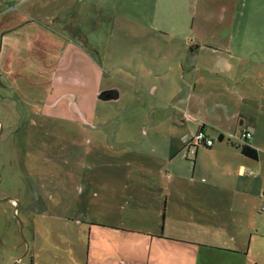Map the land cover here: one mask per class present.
<instances>
[{"label": "crops", "instance_id": "1", "mask_svg": "<svg viewBox=\"0 0 264 264\" xmlns=\"http://www.w3.org/2000/svg\"><path fill=\"white\" fill-rule=\"evenodd\" d=\"M184 3H190V17L188 10L179 14ZM259 3L260 9L251 11L250 0H152L139 9L141 18L154 13L148 16L152 25L142 29L166 38L150 45L141 38L130 58L102 71L123 83L124 97L159 99L166 105L164 117L138 111L144 119L120 123L115 152L90 164L79 161L117 181L73 188L79 207L69 216H81L75 220L81 249L70 252L73 264H258L251 257L264 254V222L254 223L264 196V0ZM189 19L195 34L206 29L224 34L226 41L220 45L198 34L185 38ZM187 45L198 58L184 56ZM204 107L244 113L240 121L252 133L249 144L258 149V158L242 154L241 142H223L219 132L221 142L201 153L197 149L192 166L184 164L178 151L198 127H206L198 119ZM71 112L69 125L92 140L86 129L93 123L75 121L79 114L86 118L85 109ZM103 138L99 148L111 149ZM55 257L48 253L49 264Z\"/></svg>", "mask_w": 264, "mask_h": 264}, {"label": "rangeland", "instance_id": "2", "mask_svg": "<svg viewBox=\"0 0 264 264\" xmlns=\"http://www.w3.org/2000/svg\"><path fill=\"white\" fill-rule=\"evenodd\" d=\"M259 2L250 0L249 10H259ZM189 4L184 3L179 14L188 10L190 17ZM149 5L152 0L134 3L138 11ZM138 11L132 0H0V264H49L48 253L56 255L55 264H73L70 252L81 249L75 223L81 216H69L79 207L73 188H99L117 181V176L87 166L115 152L122 120L144 119L138 111L153 119L164 117L166 105L159 99L124 97L123 83L102 71L107 64L130 58L141 38L149 45L166 38L143 30V25H152L148 16L154 13L141 18ZM156 19L165 27L163 18ZM184 24L187 39L198 34L220 45L226 41L224 34L206 29L195 34L190 19ZM186 47V58L199 57L198 51ZM72 60L76 63L69 65ZM73 107L85 109L86 118L79 114L75 121L93 123L86 129L92 140L86 141L88 135L77 134L78 129L69 125ZM201 111L198 119L206 124L212 147L221 142L219 132L225 143L240 142L236 138L246 128L240 121L244 113L212 112L208 107ZM99 138L112 148H99ZM208 148L199 146V153ZM186 151L185 142L178 153L191 167L195 154ZM79 161L89 162L82 167ZM262 204L264 196L259 204L262 215L254 221L258 226L264 222ZM251 261L264 264V254Z\"/></svg>", "mask_w": 264, "mask_h": 264}, {"label": "built area", "instance_id": "3", "mask_svg": "<svg viewBox=\"0 0 264 264\" xmlns=\"http://www.w3.org/2000/svg\"><path fill=\"white\" fill-rule=\"evenodd\" d=\"M252 133L247 128H242L238 135V139L240 142H248L249 138H251ZM214 143L213 138L206 132L204 127H200L195 131L192 137L187 140V151L186 155L196 154V151L199 146L209 147Z\"/></svg>", "mask_w": 264, "mask_h": 264}, {"label": "trees", "instance_id": "4", "mask_svg": "<svg viewBox=\"0 0 264 264\" xmlns=\"http://www.w3.org/2000/svg\"><path fill=\"white\" fill-rule=\"evenodd\" d=\"M201 127H203V126H201ZM218 138L220 140H222L223 139V134L220 133L218 135ZM238 146H239L240 151H241L242 154H244V155H246V156H248L250 158H253V159H257L258 158L259 152H258V149L255 146L249 144L248 142H241V143H239Z\"/></svg>", "mask_w": 264, "mask_h": 264}]
</instances>
